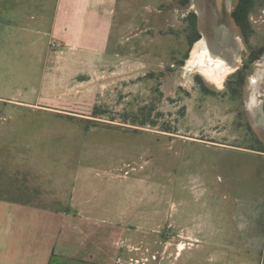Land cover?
<instances>
[{
	"label": "rangeland",
	"instance_id": "rangeland-1",
	"mask_svg": "<svg viewBox=\"0 0 264 264\" xmlns=\"http://www.w3.org/2000/svg\"><path fill=\"white\" fill-rule=\"evenodd\" d=\"M225 4L0 0V92L44 96L40 107L0 108V155L43 152L61 195L106 217L78 223L93 225V251L108 249L114 263L177 264L181 241L187 264H212L213 238L193 234H211L217 202L250 218L264 197V163L244 153L264 152V51L249 59L264 47V0L248 41L230 18L235 1ZM11 12L41 31L38 52L8 27ZM191 12L201 37L190 45ZM216 60L221 84L207 76ZM253 240L261 251L251 258L264 264V236Z\"/></svg>",
	"mask_w": 264,
	"mask_h": 264
},
{
	"label": "crops",
	"instance_id": "crops-1",
	"mask_svg": "<svg viewBox=\"0 0 264 264\" xmlns=\"http://www.w3.org/2000/svg\"><path fill=\"white\" fill-rule=\"evenodd\" d=\"M11 13L17 19L8 27L20 32L17 40L27 38L28 45L38 52L41 31L26 26L22 12ZM3 26L0 23V32ZM43 98L42 94L30 98L18 89L16 92L4 90L0 92V103L4 104L0 108L40 107ZM244 153L255 155L264 163V152ZM20 154L18 157L0 155V264H117L107 259L108 249L98 247V252L93 251V225L78 223L106 221V217L89 212L86 206L92 202H75L73 198L61 195V184L56 183L54 175L46 174L47 170L41 166L39 160L43 152ZM257 199L252 200L250 218L229 211L226 205L220 206L221 201L217 202L211 234H206L205 229L193 234L197 238H213V245L217 248H214L212 264H254L251 253L260 252L261 247L253 237L264 236V197ZM77 205H85L86 211L78 212ZM257 221L259 234L254 233ZM174 223L172 220L170 226ZM170 236L173 238L172 233ZM175 252L176 263L187 264L184 242L176 243ZM238 253L245 254L243 262H238ZM201 261L205 264V256L197 264Z\"/></svg>",
	"mask_w": 264,
	"mask_h": 264
},
{
	"label": "trees",
	"instance_id": "trees-1",
	"mask_svg": "<svg viewBox=\"0 0 264 264\" xmlns=\"http://www.w3.org/2000/svg\"><path fill=\"white\" fill-rule=\"evenodd\" d=\"M252 3L250 2V0H242L240 2V4L238 5V7L236 8V10L234 11L233 15L236 18L237 24L240 26L244 37L246 39V41H248L249 36L252 34L253 29L251 27V25L249 24V21L247 19V14L248 11L251 7ZM187 20L190 22V30L192 31L191 35H190V45L193 44L195 41H197L198 39H200L201 35L198 31L197 28V15L194 12H191L189 14V16L187 17ZM264 51V47L259 49V53ZM252 53L255 55L257 53V51H252ZM254 57H251L250 61H253ZM242 69H240L237 72V85L239 86V88L241 89L243 86V83L245 81V76L242 75ZM233 82L234 80H228V86L230 89V92L232 95H237L240 94V89L237 88V86L233 87ZM261 151H264V147Z\"/></svg>",
	"mask_w": 264,
	"mask_h": 264
},
{
	"label": "flooded vegetation",
	"instance_id": "flooded-vegetation-1",
	"mask_svg": "<svg viewBox=\"0 0 264 264\" xmlns=\"http://www.w3.org/2000/svg\"><path fill=\"white\" fill-rule=\"evenodd\" d=\"M225 1H226V0H224V2H223V9H222V11H224V10H225V7H226ZM233 1H235V6H234L233 10H232L231 13H230V18H231V20L233 21V23L239 28L240 32L242 33V35H243V37H244V34H243V32H242L240 26L237 24V21H236L235 16L233 15L234 11L236 10V8L238 7V5L240 4V2H241L242 0H232V2H233ZM250 2L252 3V5H251V7H250V9H249V11H248L247 19H248V21H249V24H250L251 27H252V21H253V19H254L253 14L255 13V9H256V0H250ZM222 11H221V12H222ZM244 38H245V37H244ZM261 53H262V52H261ZM261 53H259V50H257V53H256L255 55H254L252 52H250V54H249V59L251 60V57L253 56V57H254L253 60H256V59H258V58L260 57ZM263 110H264V104H263Z\"/></svg>",
	"mask_w": 264,
	"mask_h": 264
},
{
	"label": "bare ground",
	"instance_id": "bare-ground-1",
	"mask_svg": "<svg viewBox=\"0 0 264 264\" xmlns=\"http://www.w3.org/2000/svg\"><path fill=\"white\" fill-rule=\"evenodd\" d=\"M203 59H204V55L202 54L199 56L198 62L204 61ZM224 68H225V66H224L223 62L220 60H216L215 66L206 68L207 73H208L207 74L208 78L215 81L218 84H221L222 81L224 80L225 75H226V71Z\"/></svg>",
	"mask_w": 264,
	"mask_h": 264
},
{
	"label": "water",
	"instance_id": "water-1",
	"mask_svg": "<svg viewBox=\"0 0 264 264\" xmlns=\"http://www.w3.org/2000/svg\"><path fill=\"white\" fill-rule=\"evenodd\" d=\"M215 2H216V8L218 9V11H222V9H223V2H224V0H215Z\"/></svg>",
	"mask_w": 264,
	"mask_h": 264
},
{
	"label": "built area",
	"instance_id": "built-area-1",
	"mask_svg": "<svg viewBox=\"0 0 264 264\" xmlns=\"http://www.w3.org/2000/svg\"><path fill=\"white\" fill-rule=\"evenodd\" d=\"M117 264H125L120 258L117 259Z\"/></svg>",
	"mask_w": 264,
	"mask_h": 264
}]
</instances>
